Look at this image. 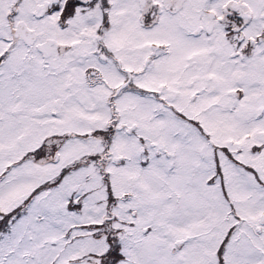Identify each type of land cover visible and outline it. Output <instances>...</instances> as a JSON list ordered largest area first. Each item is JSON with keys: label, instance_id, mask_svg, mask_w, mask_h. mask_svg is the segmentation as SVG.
I'll list each match as a JSON object with an SVG mask.
<instances>
[{"label": "snow or ice", "instance_id": "6c2138e0", "mask_svg": "<svg viewBox=\"0 0 264 264\" xmlns=\"http://www.w3.org/2000/svg\"><path fill=\"white\" fill-rule=\"evenodd\" d=\"M0 264H264V0H0Z\"/></svg>", "mask_w": 264, "mask_h": 264}]
</instances>
